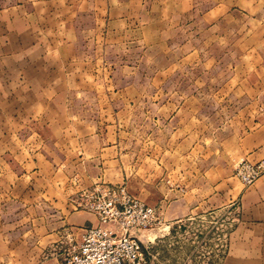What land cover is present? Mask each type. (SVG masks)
Returning <instances> with one entry per match:
<instances>
[{
	"label": "crops",
	"instance_id": "1",
	"mask_svg": "<svg viewBox=\"0 0 264 264\" xmlns=\"http://www.w3.org/2000/svg\"><path fill=\"white\" fill-rule=\"evenodd\" d=\"M28 1H31L28 6L26 3L19 7V13L26 17L32 14L53 16L51 31L60 27L75 29L81 20L79 30L106 31L107 26L113 24L122 35L150 30L149 16L155 14L183 16L197 12L198 2ZM217 6L211 7V13L218 10ZM72 16L81 18L73 23ZM83 17L90 22H85ZM31 24L24 21L21 26L26 30L42 27L37 21L35 26ZM120 39L123 42V37ZM98 43L99 40L87 39L81 43L63 41L66 55L61 58L56 51L47 50V47L58 46L55 39L44 42L25 37L15 44L19 46L18 53L7 50L0 55V96H4L0 104L9 101L6 96H18L14 106L7 110L17 108L22 112L18 138L20 143H30V146L19 154L31 167L28 171L20 166L19 178H15L17 182L13 185L0 184V264H58L53 247L71 238L79 242L85 229L98 223L94 214L82 208L84 195L100 186L123 184L137 199L157 208L163 221L171 226L177 222H203L207 218L231 219L232 229L218 264H264V175L248 187L233 177L235 163L239 160L252 163L264 160V71L255 75L258 81L253 86L227 91V96L233 95L236 102L234 114L214 124L218 130L210 140V154L195 157L189 164L184 147L177 169L169 162L170 135L164 138L163 134L169 131L168 122L178 117L185 104L169 98L159 102L163 94L172 93L166 87L150 88L148 93L154 96L152 102L142 107L172 113L148 117L152 126L143 137H138L137 130H131L130 134L124 132L120 122H106L85 113L103 111L107 103L91 102L86 97L100 95L97 89L74 86L75 78L86 77L88 64L98 61L97 55L79 54L76 47H99ZM125 45L130 48L137 43L126 42ZM7 47H11L10 42ZM70 80L73 81L71 86ZM156 125L162 127V131L155 130ZM156 131L162 134L158 136ZM142 142L147 145L144 156L139 147ZM186 142L184 134L178 140L179 147ZM142 158L147 167L141 163ZM9 170L4 166L0 173L7 175ZM177 173L178 190L166 184ZM141 175H145V181L140 179ZM156 176L160 178L156 180ZM16 189L18 194H14Z\"/></svg>",
	"mask_w": 264,
	"mask_h": 264
},
{
	"label": "rangeland",
	"instance_id": "2",
	"mask_svg": "<svg viewBox=\"0 0 264 264\" xmlns=\"http://www.w3.org/2000/svg\"><path fill=\"white\" fill-rule=\"evenodd\" d=\"M29 2L31 1L0 0V55L7 50L18 53L19 46L15 44L25 37L44 42L55 39L58 46L47 47V50H53L52 53L56 51L61 58L66 55L63 41L74 40L81 43L86 39L99 40V47H76L79 54L97 55L98 61L88 64L86 77L75 78L74 86L97 89L101 92L100 95L86 97L91 102L107 103V108L103 111L91 110L85 113L94 118L95 115L99 116L100 120L105 119L106 122H120L124 132L130 134L131 130H137L138 137H143L150 130V125L152 126L148 117L153 114L167 116L172 113L168 110L162 112L161 109L150 107L147 110L148 106L142 107V104L152 102L151 97L154 96L148 93L150 88L166 87L172 93L163 94L159 102L169 98L173 102L185 104L178 117L168 122L169 131L166 132L169 134H163L164 138L170 135L172 152L169 162L177 169L184 147L187 148L189 164L195 157H206L210 154V140L218 130L214 124L234 114L233 107L236 102L233 95L227 96V91L253 86L258 81L254 78L255 75L264 71V0H198L197 12L183 16L155 14L149 16L150 30L123 35L113 24L107 26L106 31L79 30L78 27L82 26L81 20L79 25L76 23L75 29L67 27L66 30L60 27L51 31L53 16L32 14L26 17L19 13V7H24L26 3L28 6ZM216 4L219 6L218 10L211 13V7ZM78 18L81 16H72L73 23ZM87 20L90 22L86 18L84 21ZM24 21L33 23L30 26H35L37 21L42 27L38 25L39 30H26L21 26ZM3 22L5 27L2 26ZM9 42L11 47H7ZM124 42H136L137 45L127 48L124 47ZM163 71L167 73L162 74ZM166 75L169 76L164 78ZM70 82L69 86L73 84L72 80ZM175 91L177 94H174ZM2 97L4 96L1 95L0 98ZM6 98L9 101L0 104V123L3 124L0 127V168L6 166L10 170L7 175L0 173V184L13 185L17 182L15 178H19L20 166L28 171L31 169L29 163L26 164L19 154L30 143L19 142L18 120L22 112L17 108L7 110L14 106L18 96ZM157 126L159 125H156L155 130L162 131V127ZM156 132L158 136L162 134ZM184 134L187 142L185 145L181 143L179 147L178 140ZM146 146L145 142L139 143L142 156L147 151ZM238 162L235 163V168ZM141 163L147 167L145 158L141 159ZM160 176H156V180ZM233 177L235 178L234 174ZM140 179L145 181V175H141ZM170 180L166 184L178 190V173ZM25 182L23 180V185ZM17 189L14 194H18ZM129 193L131 194L130 191ZM10 225L13 228L14 224ZM232 225L231 219L220 217L190 224L179 223L173 225L169 232L147 231L144 234L152 242L146 264H218ZM66 246L65 241H60L53 247L55 252L52 253L59 254ZM58 264L65 263L58 258Z\"/></svg>",
	"mask_w": 264,
	"mask_h": 264
},
{
	"label": "built area",
	"instance_id": "3",
	"mask_svg": "<svg viewBox=\"0 0 264 264\" xmlns=\"http://www.w3.org/2000/svg\"><path fill=\"white\" fill-rule=\"evenodd\" d=\"M263 175L264 160L241 159L234 172L245 187ZM84 198L82 208L94 214L98 223L86 228L79 242L69 239L57 253L65 264H146L152 241L144 233L169 232L173 227L163 221L157 208L133 197L124 185L100 186Z\"/></svg>",
	"mask_w": 264,
	"mask_h": 264
}]
</instances>
